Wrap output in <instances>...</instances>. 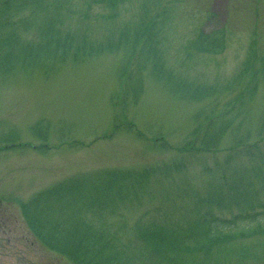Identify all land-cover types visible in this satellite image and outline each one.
<instances>
[{"label": "rangeland", "instance_id": "374dc122", "mask_svg": "<svg viewBox=\"0 0 264 264\" xmlns=\"http://www.w3.org/2000/svg\"><path fill=\"white\" fill-rule=\"evenodd\" d=\"M28 1L0 5V264H74L62 246L68 212L56 204L68 209V191L35 198L79 176L89 186L103 173L155 170L137 195L89 219L134 256L139 221L185 226L204 209L232 218L264 201V0H127L117 9L40 0L44 10ZM142 15L166 19L155 58L126 42ZM219 28L224 53L194 49L202 30ZM72 32L74 43L58 40ZM85 37L97 49L79 46ZM250 56L262 72L242 101ZM258 239L257 251L241 254L250 258L226 264H264Z\"/></svg>", "mask_w": 264, "mask_h": 264}, {"label": "trees", "instance_id": "16d2710c", "mask_svg": "<svg viewBox=\"0 0 264 264\" xmlns=\"http://www.w3.org/2000/svg\"><path fill=\"white\" fill-rule=\"evenodd\" d=\"M126 1L87 0V6L91 7V3H106V6L117 9L120 3L123 4ZM13 2H24L23 5L26 8L29 7L27 0H2L0 5L9 6ZM28 2L34 3L38 7L37 10H44L40 0H30ZM6 12L8 10L0 11V15ZM55 16L57 21L59 18L57 10ZM156 17H144L142 15L139 18L134 29L137 32L132 37L128 36L126 40L132 45L129 49L135 50L139 45L146 46L150 51L149 56L153 55L155 58L158 47L152 44L154 38L161 35L166 24L165 18L158 16V18L160 17L159 20ZM54 29V25L50 24L46 28V35L52 37ZM57 37L58 40L74 43L75 34L72 32L68 40H65L61 35ZM227 39L228 32L224 28L211 30L208 33L202 30L193 41L194 49L202 54L218 55L226 51ZM78 45L90 46L93 50L97 49L86 37ZM249 60L245 64L244 71V74H250L249 87L244 95H240L242 101L247 100L246 96L252 97L255 95L258 76L262 72L255 70L252 64L253 56H250ZM262 70H264V67ZM244 81L245 77L238 80L236 78L231 84L240 85ZM230 122L231 120L227 119L225 126L219 129V134L226 130ZM154 172L155 170L147 169L143 174L130 172L127 174H119L118 172L103 173L98 175L100 176L98 179L90 180L87 178L92 182L89 186L80 184L77 179L86 177L79 176L68 180V189L57 188V190H54L55 188H53V192L48 191L37 195L35 201L38 202L41 198L52 193L53 196H59L68 191V209H64L67 204L62 199H58L56 204L63 206L59 207L61 208V214L65 216L68 212L67 233L70 238L62 246L68 249V257L74 264H136V261L140 258L145 260L144 264H156L158 261L162 264H212L213 260L218 261L219 264H226L233 257H238V260L250 258L241 254L249 255L252 251L258 250L261 243L255 247V250H252L254 243L250 242L260 240L258 238H264V201L259 202L255 208H251L247 212L241 211L232 218L221 217L209 208L204 209L197 214L192 222L185 226L159 222L141 223L139 221L135 224V237L142 243L143 250L136 256L130 254L119 239H111L112 237L107 231L89 222V219H98L104 210H108L112 202L122 201L129 194L131 197L137 195V192L133 190L134 186L140 184L141 179L145 181L149 177L148 174L151 175ZM93 188L96 190L90 191ZM53 196H50V199H53ZM40 205H44V203ZM42 226L47 225L42 224ZM240 241H245L247 244L241 249L234 248L233 245ZM249 243L250 246H248ZM262 257L257 256L255 260ZM155 261L157 262L155 263Z\"/></svg>", "mask_w": 264, "mask_h": 264}]
</instances>
